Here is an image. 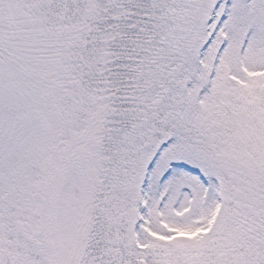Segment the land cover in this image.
Returning a JSON list of instances; mask_svg holds the SVG:
<instances>
[{
	"label": "snow or ice",
	"instance_id": "6c2138e0",
	"mask_svg": "<svg viewBox=\"0 0 264 264\" xmlns=\"http://www.w3.org/2000/svg\"><path fill=\"white\" fill-rule=\"evenodd\" d=\"M0 264H264V0H0Z\"/></svg>",
	"mask_w": 264,
	"mask_h": 264
}]
</instances>
